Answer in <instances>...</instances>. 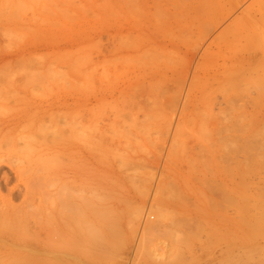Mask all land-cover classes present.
I'll return each instance as SVG.
<instances>
[{
	"label": "rangeland",
	"instance_id": "rangeland-1",
	"mask_svg": "<svg viewBox=\"0 0 264 264\" xmlns=\"http://www.w3.org/2000/svg\"><path fill=\"white\" fill-rule=\"evenodd\" d=\"M238 1L0 0V118L65 112L44 119L72 126L49 167L61 173L64 148L85 137L88 218L220 222L241 203L258 217L264 0L227 10ZM69 174L76 183L72 164Z\"/></svg>",
	"mask_w": 264,
	"mask_h": 264
},
{
	"label": "bare ground",
	"instance_id": "bare-ground-1",
	"mask_svg": "<svg viewBox=\"0 0 264 264\" xmlns=\"http://www.w3.org/2000/svg\"><path fill=\"white\" fill-rule=\"evenodd\" d=\"M86 104L89 111L93 103ZM45 106L40 104L36 113L23 110L0 118V137L5 141V150H0V255H18V261L13 258L17 264H264L262 205L254 217L248 205L231 204L233 216L220 222L211 221L212 217L165 220L163 213L162 219L131 224L88 218L85 137L77 148H64L61 173L49 167L56 147L71 138L72 126L45 128L47 116L65 117V112H49ZM24 121L30 131L18 134ZM71 164L76 183L70 180ZM3 188L6 194L1 193Z\"/></svg>",
	"mask_w": 264,
	"mask_h": 264
}]
</instances>
